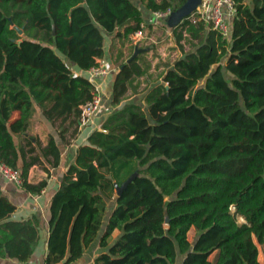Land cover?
<instances>
[{
    "label": "trees",
    "instance_id": "trees-1",
    "mask_svg": "<svg viewBox=\"0 0 264 264\" xmlns=\"http://www.w3.org/2000/svg\"><path fill=\"white\" fill-rule=\"evenodd\" d=\"M185 1L146 6L175 11ZM234 5L228 38L191 15L177 25L176 40L191 49L157 79L144 53L121 64L117 108L78 148L51 199L45 264L83 257L103 229L107 200L115 206L94 264H176L180 256L182 264H264V0ZM143 23L134 0H0V165L20 173L24 191L42 193L47 178L29 182V169L49 176L61 163L60 144L81 133V106L94 86L67 61L83 71L99 66L104 33L130 40ZM141 78L143 104L127 101ZM36 113L55 130L45 145L28 135ZM16 209L0 188V258L26 262L41 218L14 219Z\"/></svg>",
    "mask_w": 264,
    "mask_h": 264
},
{
    "label": "crops",
    "instance_id": "crops-1",
    "mask_svg": "<svg viewBox=\"0 0 264 264\" xmlns=\"http://www.w3.org/2000/svg\"><path fill=\"white\" fill-rule=\"evenodd\" d=\"M156 1L159 3L162 0H156ZM250 1L251 0H248V3H250ZM146 2L147 0L144 1L134 0V3L142 11L144 22L146 24V33L148 37L147 40H143L140 43L139 48H148V50L144 52L143 58L151 63L150 73L152 74L153 79H157L159 77L157 71L160 69L165 70V68L162 65V62L165 61L168 64L169 63L172 64L174 62V61L172 62L169 61L170 53L173 52V54L179 58L184 54V52L189 51L191 48H189V50L186 49L187 45L185 44V40L181 41V43H178L174 31V28L176 26L168 27V25L165 23L166 20L170 22L171 17L166 20L157 19L156 16L154 15V11L147 8ZM233 19L234 17H229L231 25H233ZM164 34L166 35V37L170 36L168 42H162L160 40L159 37H161ZM104 37H105L104 40L105 56L101 62L104 63L105 61V63L110 66L111 71L105 77L100 79L99 83L102 86L104 98L106 100L107 98L109 99L112 98L113 84L117 72L119 70V67L123 62H126L133 55L136 47L138 46L132 42L131 37L129 40L117 36V33L114 34L104 33ZM108 43H110V45H108ZM181 44L183 45V47L181 46ZM67 63L75 74H81L85 76L86 71L81 70L74 63H71L69 61H67ZM144 84H146L147 86L148 82L145 81L144 78H141L140 86ZM129 93L133 94V96L129 98L130 102H132L134 97L137 95V97L141 99V101L138 102V104H143L142 97L144 91L142 93L140 92L139 94H135L133 90H130L128 94ZM101 114L97 116V118H95L87 127L81 129V133L79 134L77 139L72 141L71 145L64 146V144L62 143L60 144L63 147L61 163L59 167L51 168L49 176L48 173L41 166L33 165L29 169L28 172L29 182L37 183L45 178H47L48 180V185L42 191L41 194L27 193L22 188V185L6 180L0 172V188L3 194L17 206V209L13 214V218L18 220L24 219L31 216L32 214H38L41 218V237L32 257L26 262H20L17 259H12L8 257L0 258V264H45V257L48 251L47 240L49 237V230H50L49 222L51 217V212H50L51 199L55 194V192L60 187L64 173L66 172L70 164L74 161L78 148L81 145L87 143L88 135L94 129L100 128L103 120L108 115V113L107 114L105 113L102 116ZM33 137L35 138L34 141L37 139L40 142H42L43 145L47 143V141H45L41 136L39 137L33 136ZM19 166L21 167L22 163H20ZM112 202L113 200H107L108 211L104 219L102 231L105 229L110 213L113 207L115 206V202L113 203ZM102 231L100 232L98 239L94 243H92L90 247L86 249L83 257L74 264H94L95 258L101 252L105 251V249L100 246V237ZM120 234H121L120 231L116 230L113 233V235L108 239L109 243L110 244L113 243ZM182 262H183V256H180L176 264H182Z\"/></svg>",
    "mask_w": 264,
    "mask_h": 264
},
{
    "label": "built area",
    "instance_id": "built-area-1",
    "mask_svg": "<svg viewBox=\"0 0 264 264\" xmlns=\"http://www.w3.org/2000/svg\"><path fill=\"white\" fill-rule=\"evenodd\" d=\"M174 12V9L169 7L166 10L154 11V15L157 19L166 20ZM235 14L234 0H202L197 10L191 14L190 19L193 21L204 20L228 38L232 32L229 17H235ZM131 39L138 47L143 40L148 39L145 23L141 24V28L131 35ZM110 71V66L101 62L99 66H94L85 72V76L92 82L94 88L91 99L81 106L80 129L87 127L101 111L105 98L99 80L109 74ZM0 172L6 180L22 185L20 173L13 168L2 164L0 165Z\"/></svg>",
    "mask_w": 264,
    "mask_h": 264
},
{
    "label": "rangeland",
    "instance_id": "rangeland-1",
    "mask_svg": "<svg viewBox=\"0 0 264 264\" xmlns=\"http://www.w3.org/2000/svg\"><path fill=\"white\" fill-rule=\"evenodd\" d=\"M170 22H171V20H170ZM168 20H166L165 21V23L168 25V27L169 26H171V23H170ZM165 36V37H164ZM169 37L170 36H168V37H166V35L164 34V35H162L161 37H159L160 38V40L162 41V42H168V39H169ZM155 44V43H154ZM186 45H187V47H186V49H188L189 50V48H191V46H190V44L188 43V42H186L185 43ZM108 45H110V43H108ZM170 48V47H169ZM170 57H169V61H175L178 57L176 56V55H174L173 54V52L172 53H170V55H169ZM171 56H172V58H171ZM107 62V61H106ZM104 63H105V61H104ZM170 64V63H169ZM168 63H166L165 61H163L162 62V65H163V67L166 69V67H167V65H169ZM164 71V69H160V70H158L157 71V74L159 75L160 74V72H163ZM147 86H146V84H144V85H141V86H139V89H138V91L137 92H134L135 94H139L140 92L142 93L144 90H145V88H146ZM130 94V93H129ZM127 95V101H129V98H131L132 96H133V94H130V95ZM111 100L112 99H109V98H107L106 100H104V104H103V107H102V109H101V111H100V113L97 115V116H99L101 113V116L103 115V114H109L110 112H112L113 110H115L117 107L116 106H114V105H112V103H111ZM125 100V101H126ZM133 101H135V102H140L141 101V99H139V97H137V95L134 97V99H133ZM97 116H95L94 117V119L95 118H97ZM93 119V120H94ZM30 130V131H29ZM29 132H28V135L29 136H31V137H33V136H37V137H39V136H41L45 141H47L48 140V135L51 133V132H53V133H55V130L51 127V125L49 124V123H47L42 117H41V115L39 114V113H36L35 114V116H34V118H33V120H32V124H31V126H30V128H29ZM21 141H22V138H20V137H17L16 138V142H18V143H21ZM113 202H114V200H113ZM112 202V203H113ZM109 203H110V201H109ZM111 203V204H112ZM245 220L242 218V217H240L239 218V223H243ZM197 235V231L193 228L192 230H191V232L189 233V238H190V240L191 241H193L194 240V238H195V236ZM259 259H260V261L261 262H263L264 263V249H263V247L261 246V245H259Z\"/></svg>",
    "mask_w": 264,
    "mask_h": 264
},
{
    "label": "water",
    "instance_id": "water-1",
    "mask_svg": "<svg viewBox=\"0 0 264 264\" xmlns=\"http://www.w3.org/2000/svg\"><path fill=\"white\" fill-rule=\"evenodd\" d=\"M202 0H186L185 3L179 7L171 16V26L179 25L185 18L190 16L193 12H195L200 5ZM22 33V30H19ZM148 48H139L136 47L133 55L127 60V63L132 62L139 54L144 53ZM139 175V170L133 173L125 182L121 185L116 186V195L120 196L122 192L127 188V186ZM168 202L165 205V216H166V224H169V215H168Z\"/></svg>",
    "mask_w": 264,
    "mask_h": 264
}]
</instances>
